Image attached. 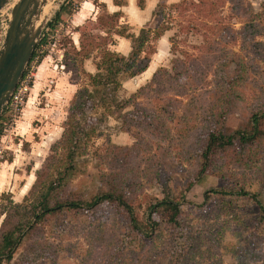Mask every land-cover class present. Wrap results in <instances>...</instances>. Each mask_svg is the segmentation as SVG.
I'll list each match as a JSON object with an SVG mask.
<instances>
[{
    "label": "rangeland",
    "instance_id": "1",
    "mask_svg": "<svg viewBox=\"0 0 264 264\" xmlns=\"http://www.w3.org/2000/svg\"><path fill=\"white\" fill-rule=\"evenodd\" d=\"M17 1L10 0L0 15V46ZM117 1L123 6L114 0H52L41 37L46 43L26 69V101L18 114L5 112L0 205L3 194L23 202L36 172L56 154L51 147L62 137L77 91L97 72V49L80 65L86 73L79 79L64 67L72 46L81 49L80 32L121 12L122 27L138 35L156 29L161 7L162 24L171 29L150 42L149 68L124 78L119 93L128 101L123 113L129 120L139 110L152 122L125 125L117 115L100 121L103 108L89 104L83 125L95 131L77 150L76 176L59 190L64 201L113 194L133 208L138 225L118 198L93 209H64L27 230L13 260L3 264H264V217L257 205H264V135L218 152L201 171L209 132L249 131L253 115L264 112V0ZM113 38L111 49L128 56L131 41ZM164 199L179 204L174 223L163 208L150 217L149 207Z\"/></svg>",
    "mask_w": 264,
    "mask_h": 264
},
{
    "label": "trees",
    "instance_id": "2",
    "mask_svg": "<svg viewBox=\"0 0 264 264\" xmlns=\"http://www.w3.org/2000/svg\"><path fill=\"white\" fill-rule=\"evenodd\" d=\"M206 1L208 0H197L199 5L207 4ZM114 4L118 7L123 6L117 0H114ZM178 6L179 4H176L173 7L176 8ZM141 7H143L142 2ZM159 8L155 13V16L159 18V24L156 29L143 28L138 35L130 33L126 26L122 27L120 24L121 12L107 14L105 19L100 18L97 22H94L89 31L80 32L81 49L77 50L75 45L72 46L73 58L67 55L64 56V67L74 75V79H79L81 74L86 73L83 69L79 71L80 65L92 58L95 49L100 51L98 53L100 54V60L96 64V74H88L89 84L77 91L62 137L51 147V151L56 154L47 158L43 168L36 172V180L21 204L14 203L9 194L1 196L4 202L0 205V264L4 262L10 263L27 236V230H34L47 217L56 215L64 209L78 210L82 209L81 206L93 209L105 201L119 199V197L114 199L113 194H99L89 202L64 201L59 198V190L76 176L77 167L73 162L77 156H81V153L77 152V150L84 145V139L86 141L90 140L91 135L95 131V129L87 131L83 125L89 104L103 108L104 112L101 114L100 121L117 115L125 125L133 123V121H140V119L144 123L150 120L152 122L147 112L144 111L143 114H140L139 110L129 120L130 115L123 113L128 101L121 99L119 93L122 90V80L124 78H135L142 75L149 68L151 59L150 55L146 53V48L150 42L160 39L165 32L171 29L170 25L162 24L165 14H163L162 8ZM64 11L65 8H62L55 22L58 21ZM113 36L131 41V52L128 56L121 55L111 49L116 44ZM44 43H46L45 37L37 45L31 62L36 58L38 49ZM69 59H71V62ZM157 75L158 72L153 75L152 81H155ZM4 116L5 110L0 118V138L4 128ZM263 127L264 112L253 115L251 130L249 131H237L227 134L223 130L218 129L209 132L202 154L203 169L201 171L207 169L212 157L217 155L218 152L226 151L237 143L241 146H247L259 140L264 135ZM59 150H61V154L57 153ZM214 193L237 196L247 195L245 191L234 193L226 190H215ZM119 204L126 209L131 216L132 223L137 226L138 220L133 208L121 199H119ZM257 205L259 213L264 217V205L259 201ZM149 208L150 217L158 212L160 208L168 210L171 214V223L177 221L180 213L179 204L167 199L157 202Z\"/></svg>",
    "mask_w": 264,
    "mask_h": 264
},
{
    "label": "water",
    "instance_id": "3",
    "mask_svg": "<svg viewBox=\"0 0 264 264\" xmlns=\"http://www.w3.org/2000/svg\"><path fill=\"white\" fill-rule=\"evenodd\" d=\"M10 0H0V15ZM52 0H18L11 8L9 24L0 46V118L24 77L44 30L50 21ZM50 8V9H51Z\"/></svg>",
    "mask_w": 264,
    "mask_h": 264
},
{
    "label": "built area",
    "instance_id": "4",
    "mask_svg": "<svg viewBox=\"0 0 264 264\" xmlns=\"http://www.w3.org/2000/svg\"><path fill=\"white\" fill-rule=\"evenodd\" d=\"M26 76H27V72ZM25 75V74H24ZM25 77L22 78V80L20 81L16 91L14 92V94L12 95L8 105L5 107V112L9 113V114H18L25 101H26V95L29 91V86L27 84H25Z\"/></svg>",
    "mask_w": 264,
    "mask_h": 264
},
{
    "label": "crops",
    "instance_id": "5",
    "mask_svg": "<svg viewBox=\"0 0 264 264\" xmlns=\"http://www.w3.org/2000/svg\"><path fill=\"white\" fill-rule=\"evenodd\" d=\"M87 4H89V3H87ZM117 7H118V6H117ZM119 8H120V7H119ZM86 19H88V18L85 16V20H86ZM83 22H84V20H83ZM79 37H80V36H79ZM121 39L127 40V39H125V38H121ZM127 41H128V40H127ZM113 47H114V46H113ZM113 51H114V50H113ZM29 102H32V98L29 99L28 103H29ZM28 106H29V104H28ZM28 106H27V107H28Z\"/></svg>",
    "mask_w": 264,
    "mask_h": 264
},
{
    "label": "bare ground",
    "instance_id": "6",
    "mask_svg": "<svg viewBox=\"0 0 264 264\" xmlns=\"http://www.w3.org/2000/svg\"><path fill=\"white\" fill-rule=\"evenodd\" d=\"M51 6L50 5H47L45 8H44V12L45 13H48L49 10H50Z\"/></svg>",
    "mask_w": 264,
    "mask_h": 264
}]
</instances>
